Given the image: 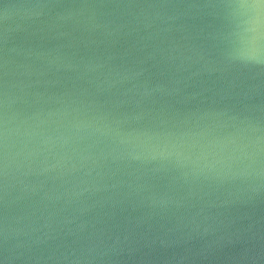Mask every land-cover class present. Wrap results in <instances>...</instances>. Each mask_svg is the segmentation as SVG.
<instances>
[{
	"label": "water",
	"instance_id": "water-1",
	"mask_svg": "<svg viewBox=\"0 0 264 264\" xmlns=\"http://www.w3.org/2000/svg\"><path fill=\"white\" fill-rule=\"evenodd\" d=\"M0 264H264V0H0Z\"/></svg>",
	"mask_w": 264,
	"mask_h": 264
},
{
	"label": "clouds",
	"instance_id": "clouds-1",
	"mask_svg": "<svg viewBox=\"0 0 264 264\" xmlns=\"http://www.w3.org/2000/svg\"><path fill=\"white\" fill-rule=\"evenodd\" d=\"M257 57H258V49L254 46L250 47L248 49L247 62L260 63L261 61Z\"/></svg>",
	"mask_w": 264,
	"mask_h": 264
}]
</instances>
